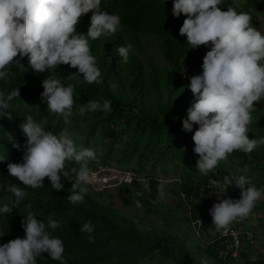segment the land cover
Here are the masks:
<instances>
[{
	"label": "trees",
	"instance_id": "trees-1",
	"mask_svg": "<svg viewBox=\"0 0 264 264\" xmlns=\"http://www.w3.org/2000/svg\"><path fill=\"white\" fill-rule=\"evenodd\" d=\"M220 7L223 10L231 7L237 13L247 12L255 17V12H264V0H243L237 5L234 0H223ZM172 8L173 0H101V9L118 14L122 27L115 34L101 36L95 41L89 38L91 54L96 57L101 72L99 83L85 82L78 69L69 65L35 73L27 57L22 61L24 71L12 66L10 71L14 75L0 80V90L20 88V97L8 101L6 111L11 113L12 119L0 116V156L7 159L0 162V183H21L8 174L7 163L22 161L27 137L20 125L28 115L54 134L65 128L79 133L83 139L78 145L95 152V160L88 162L93 172L110 167L134 172L139 178H150L147 192L141 182L100 192L87 185L84 202L75 205L67 198L71 194V184L76 182L75 177L62 178L64 189L61 191L53 189L47 178L44 187L37 189L20 184L27 196L11 213H0V233H4L0 244L25 237L22 220L29 211L25 205L31 202L36 219L45 223L51 236L62 240L67 264H202V261L207 264H264V256L256 254L251 246L244 247L237 259L222 258L220 243L210 233L207 209L212 196L240 198V190L234 185L225 193L220 185L210 187V182L222 181L225 175H243L258 189L264 188V145L251 153L234 151L208 175L196 168L199 156L193 151L192 136L198 126L194 125L193 132L183 131L182 126L194 97L188 88L190 82L182 79L179 73L197 69L202 74L203 57L210 48L191 49L186 36L179 35L186 17L182 14L174 18ZM91 15L89 12L81 17L76 26L77 34L87 35ZM260 26L264 30V17ZM140 35L151 37L166 66L142 57L140 40L143 38ZM128 44L132 49L125 63L118 47ZM52 74L65 86H75L70 123L66 124L62 116L47 111V103L41 98L42 81ZM105 99L111 101V112L98 110L83 116L79 114L80 107L89 101L102 104ZM251 116L249 139L264 138V114L255 110ZM16 144L21 146L19 150ZM67 167L79 168V165L68 162ZM167 179L177 181L164 182L165 195L174 196L175 202L172 210L161 211L156 200L159 180ZM3 195L8 193L0 192V196ZM102 197L105 201L100 199ZM136 201L141 202L144 215L158 217L156 224L141 227L116 209L117 203L136 206ZM260 212H264V199L256 204L252 214ZM49 217L59 223L55 230L47 228ZM198 219L202 223L199 237H195L191 222ZM89 222L95 229L91 234L93 242H89L87 232L79 230ZM252 224L248 217L232 226L252 230ZM37 264H60V261L42 253L37 257Z\"/></svg>",
	"mask_w": 264,
	"mask_h": 264
},
{
	"label": "clouds",
	"instance_id": "clouds-1",
	"mask_svg": "<svg viewBox=\"0 0 264 264\" xmlns=\"http://www.w3.org/2000/svg\"><path fill=\"white\" fill-rule=\"evenodd\" d=\"M222 3L223 0H173L172 8L174 18L182 14L186 17L179 35L186 36L191 49L210 48L203 57L202 74L189 78L188 88L194 103L182 121L185 132H193L194 125L198 126L192 136L193 151L199 156L196 168L204 175H208L220 161H226L234 151L251 153L259 145H264V138L248 137L251 113L256 110L254 102L264 101V34L253 26L250 14L237 13L231 7L223 10ZM89 12L92 15L87 35L77 34L76 26ZM121 27L120 16L102 10L101 0H0V80L14 75L10 71L12 66L24 71L22 61L27 57L28 65L35 73L69 65L78 69L85 82L99 83L101 72L96 57L91 54L89 38L95 41L101 36L115 34ZM131 49V44L118 47L125 63ZM42 87L41 98L47 103V111L62 116L66 124L70 123L68 118L72 115L75 86H65L52 74L42 81ZM18 97L20 88L0 90V116L12 119L11 113L6 111L8 101ZM98 110L111 112V101L105 99L102 104L89 101L80 107L79 114L83 116L86 112ZM20 127L27 137L22 161L7 163V172L23 186L41 188L47 178L53 189L61 191L64 189L62 178L75 177L76 182L71 184V194L67 197L74 205L84 202L87 185L97 187L100 184V192L141 182L147 192L150 178H139L134 172L110 167L93 172L88 162L95 160V152L78 145L77 142L83 139L79 133L65 128L54 134L46 131L31 115ZM14 146L17 150L21 147L19 144ZM5 160L0 156V162ZM68 162H74L79 168L69 169ZM115 172L133 174L135 180L118 183L110 179ZM103 178L106 182H102ZM159 181L158 194L164 197V182L176 179ZM211 182L219 184L225 193L233 185L240 190L239 199H219L216 196L210 199L216 200L210 215L217 231H227L233 223L248 218L256 204L264 199V188L258 189L250 178L243 175H225L222 181ZM20 184L0 183V192L8 193L0 196V213H11L25 199L27 193ZM136 206L142 207L141 202L136 201ZM25 207L29 209L22 220L25 237L0 244V264H37V257L42 253H48L60 264H67L62 240L51 236L45 223L36 219L31 202ZM193 222H202L200 219L191 222L195 237H199V228L196 229ZM58 227L59 223L49 217L47 228L55 230ZM236 229L253 234L254 243L244 247L251 246L257 254L254 232ZM79 230L89 234V242L94 241L91 234L95 229L90 222ZM210 233L215 238L211 227ZM3 235L0 233V237Z\"/></svg>",
	"mask_w": 264,
	"mask_h": 264
},
{
	"label": "rangeland",
	"instance_id": "rangeland-1",
	"mask_svg": "<svg viewBox=\"0 0 264 264\" xmlns=\"http://www.w3.org/2000/svg\"><path fill=\"white\" fill-rule=\"evenodd\" d=\"M234 1H235L236 5L241 4L243 2V0H234ZM254 16L255 17H252L253 26L256 27L262 34H264V30L260 26L261 21L264 17V12H261V13L255 12ZM140 38L145 39V41L143 39L140 40V48H141L142 57L146 61H154L155 63H157L161 66H166L167 64L162 59V57L160 56L155 43L149 39L151 37L146 36V35H140ZM179 75L181 76L182 79L186 80L187 82H190L189 78L193 75H199V73H198L197 69H194V70L185 69V70H182L179 73ZM254 105L256 107V110H258L262 114H264V101L259 102V103L254 102ZM99 185L97 187L93 186L95 192H99V189L101 187ZM233 189H234V187L231 188L230 192H232ZM100 199L105 201L104 197H102ZM156 200H157V202H159L160 206L158 207V209L161 211L165 210L166 208L169 210H172V208L174 206L173 202H175L174 196H172L171 194H167L164 197H161L160 195H158ZM116 209H118L123 215L134 219L135 222L138 225H140L141 227L148 228V227L152 226L153 224H156L158 221V217L153 216V215H146V214L144 215V211H142V209L140 207H137V206H133V205L122 206L119 203H117ZM142 217H143V220H140V218H142ZM251 218H258L261 222L259 225L255 224V227L259 231L258 236L255 237L257 239V240H255V247H256L255 251L257 253H258V251L259 252L261 251L262 254H264V212L252 214ZM139 220L141 221V223L139 222ZM255 227L252 228L253 232H254V229H256ZM163 264H167V263L163 262Z\"/></svg>",
	"mask_w": 264,
	"mask_h": 264
},
{
	"label": "built area",
	"instance_id": "built-area-1",
	"mask_svg": "<svg viewBox=\"0 0 264 264\" xmlns=\"http://www.w3.org/2000/svg\"><path fill=\"white\" fill-rule=\"evenodd\" d=\"M110 179L115 180L118 183H130L131 181L135 180V176L130 173L115 172L111 175ZM102 182H106V179L103 178ZM210 186L218 187L219 184L211 182ZM214 203H216V200L212 199L208 204V216L210 219L213 236L217 241L220 242L221 245V256L223 258H237L245 245H252L254 243L253 234L250 231H241L232 226H230L227 231H217L213 225L212 217L210 215V211ZM192 225L197 229L201 224H194L193 222Z\"/></svg>",
	"mask_w": 264,
	"mask_h": 264
},
{
	"label": "crops",
	"instance_id": "crops-1",
	"mask_svg": "<svg viewBox=\"0 0 264 264\" xmlns=\"http://www.w3.org/2000/svg\"><path fill=\"white\" fill-rule=\"evenodd\" d=\"M260 218V217H259ZM249 219H251L252 221H253V224H252V226L253 227H255V224H257V225H259L261 222H260V220L258 219V218H251V215L249 216ZM256 228V227H255ZM253 230V229H252ZM254 233H255V237H257L258 236V234H259V231L257 230V228L256 229H254ZM256 239V238H255ZM257 240V239H256ZM258 253L259 254H261L262 256H264V254H262V252L260 251H258ZM257 253V254H258Z\"/></svg>",
	"mask_w": 264,
	"mask_h": 264
}]
</instances>
